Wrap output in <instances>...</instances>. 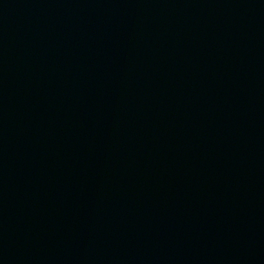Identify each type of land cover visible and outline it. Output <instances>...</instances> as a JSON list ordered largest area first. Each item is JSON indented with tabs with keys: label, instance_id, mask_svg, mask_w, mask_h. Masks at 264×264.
Segmentation results:
<instances>
[{
	"label": "water",
	"instance_id": "95a60500",
	"mask_svg": "<svg viewBox=\"0 0 264 264\" xmlns=\"http://www.w3.org/2000/svg\"><path fill=\"white\" fill-rule=\"evenodd\" d=\"M0 264H264V0H0Z\"/></svg>",
	"mask_w": 264,
	"mask_h": 264
}]
</instances>
